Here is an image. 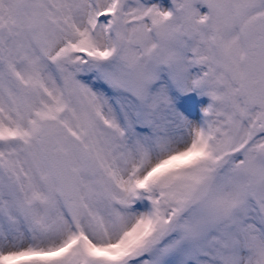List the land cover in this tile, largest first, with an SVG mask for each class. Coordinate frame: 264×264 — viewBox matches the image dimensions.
Instances as JSON below:
<instances>
[{
  "label": "snow or ice",
  "instance_id": "1",
  "mask_svg": "<svg viewBox=\"0 0 264 264\" xmlns=\"http://www.w3.org/2000/svg\"><path fill=\"white\" fill-rule=\"evenodd\" d=\"M0 264H264V0H0Z\"/></svg>",
  "mask_w": 264,
  "mask_h": 264
},
{
  "label": "rangeland",
  "instance_id": "2",
  "mask_svg": "<svg viewBox=\"0 0 264 264\" xmlns=\"http://www.w3.org/2000/svg\"><path fill=\"white\" fill-rule=\"evenodd\" d=\"M201 10L206 11V9H201ZM204 102H206V100ZM192 103H193L194 107L196 108V110L198 111V105L196 104V101L193 100Z\"/></svg>",
  "mask_w": 264,
  "mask_h": 264
}]
</instances>
